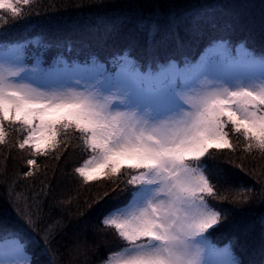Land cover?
Here are the masks:
<instances>
[{"label": "snow or ice", "instance_id": "obj_1", "mask_svg": "<svg viewBox=\"0 0 264 264\" xmlns=\"http://www.w3.org/2000/svg\"><path fill=\"white\" fill-rule=\"evenodd\" d=\"M39 7L0 0V264H254L264 49L223 20L227 5L131 0L118 6L127 31L98 38L83 62L57 54L45 67L48 44L10 39ZM259 28L264 38V6ZM70 148L84 156L64 174L74 186L53 177L24 190L37 157ZM16 153L26 167L10 174ZM85 185L95 192L82 196Z\"/></svg>", "mask_w": 264, "mask_h": 264}, {"label": "trees", "instance_id": "obj_2", "mask_svg": "<svg viewBox=\"0 0 264 264\" xmlns=\"http://www.w3.org/2000/svg\"><path fill=\"white\" fill-rule=\"evenodd\" d=\"M131 2V0H39L40 7L29 18L32 23L18 24V29L22 33H41L50 38L60 46L69 44L78 46L94 47L98 38L115 35L117 32H125L126 28L122 27L123 16L126 9L118 7ZM54 5L55 7H48ZM227 5L219 9V15L223 20L232 25L238 35L248 38L249 45L255 50L264 49V38L260 34V15L261 8L264 6V0H220L217 5ZM42 18H47L45 23ZM211 18V17H210ZM157 39H160L157 37ZM132 44L135 47L133 39L117 42V47H124ZM196 45L193 44L188 52H196ZM77 155V151L72 149ZM2 151V148H0ZM71 148L67 153L73 152ZM80 151V150H79ZM71 154L74 162L63 165V161H56L52 157H37L40 166V174L33 179L24 183L25 191H39L43 184L49 179H55L53 182L61 180L62 175L71 171L69 168L76 165L78 155ZM20 153H16L17 159H9L8 169L10 174H15L22 168L26 167L19 160ZM80 157L82 152L80 151ZM2 163V158H0ZM251 167L252 162L249 161ZM257 164L259 161L256 162ZM47 171V176L43 175ZM62 174V175H61ZM71 187V186H68ZM67 187V188H68ZM63 189V188H62ZM62 189H58L62 191ZM5 192L0 188V198H3ZM85 196V195H84ZM243 227V224H241ZM231 232L219 234L221 243L225 242L226 237ZM253 244L250 251L249 259L254 264H264V253L261 252L258 231L252 236Z\"/></svg>", "mask_w": 264, "mask_h": 264}, {"label": "rangeland", "instance_id": "obj_3", "mask_svg": "<svg viewBox=\"0 0 264 264\" xmlns=\"http://www.w3.org/2000/svg\"><path fill=\"white\" fill-rule=\"evenodd\" d=\"M212 0H201V2H206V3H210ZM214 5V4H213ZM32 50H34V51H40V48L39 47H33V49ZM233 139H235V138H233ZM72 149H74V150H76L77 152V155H78V158H80V151H79V149H76V148H71V151H73ZM62 151H64V150H62ZM73 153H74V151L73 152H71V153H67V155H66V158L65 159H63V160H65V161H63V165H66L67 163H65L64 164V162H74L72 159H73V157H71L70 155L72 154L73 155ZM74 155H75V157H77V155L74 153ZM74 166H76V165H74ZM70 170H71V168H69ZM70 172V171H69ZM62 175V174H61ZM59 181L60 182H62L63 183V189L62 190H64L65 188H67L68 186H74L75 185V181H67V178L65 177V176H63L62 175V177H61V180L59 179ZM95 190H96V187L95 186H92L91 188H89V186H87V185H85V186H83V188H82V196H87V195H89L90 193H94L95 192ZM75 193H73V195H74Z\"/></svg>", "mask_w": 264, "mask_h": 264}]
</instances>
